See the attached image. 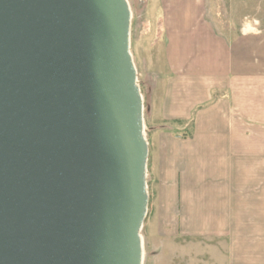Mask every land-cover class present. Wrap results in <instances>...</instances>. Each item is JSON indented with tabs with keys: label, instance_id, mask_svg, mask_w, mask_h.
<instances>
[{
	"label": "water",
	"instance_id": "95a60500",
	"mask_svg": "<svg viewBox=\"0 0 264 264\" xmlns=\"http://www.w3.org/2000/svg\"><path fill=\"white\" fill-rule=\"evenodd\" d=\"M127 0H0V264H142Z\"/></svg>",
	"mask_w": 264,
	"mask_h": 264
},
{
	"label": "crops",
	"instance_id": "0c3cea01",
	"mask_svg": "<svg viewBox=\"0 0 264 264\" xmlns=\"http://www.w3.org/2000/svg\"><path fill=\"white\" fill-rule=\"evenodd\" d=\"M162 5L159 115L192 119L193 135L156 134V207L165 221L225 234L228 264H264V23L219 26L203 0Z\"/></svg>",
	"mask_w": 264,
	"mask_h": 264
},
{
	"label": "rangeland",
	"instance_id": "374dc122",
	"mask_svg": "<svg viewBox=\"0 0 264 264\" xmlns=\"http://www.w3.org/2000/svg\"><path fill=\"white\" fill-rule=\"evenodd\" d=\"M127 1L131 9L130 52L143 97L144 134L149 147L146 172L149 202L140 231L143 246L142 264H228L229 240L225 234L204 231L199 228L200 224L192 228L190 224L176 219L165 221L163 218H167L166 209L156 207L155 186L158 168L155 136L160 130L169 129L166 126H172V131L183 137H191L193 121L167 124L159 115L166 78L162 0ZM203 1L209 18L219 26L229 28L228 26H234L235 23H241V20L245 23L255 18L264 23V0Z\"/></svg>",
	"mask_w": 264,
	"mask_h": 264
},
{
	"label": "trees",
	"instance_id": "16d2710c",
	"mask_svg": "<svg viewBox=\"0 0 264 264\" xmlns=\"http://www.w3.org/2000/svg\"><path fill=\"white\" fill-rule=\"evenodd\" d=\"M145 107H146V103H145ZM190 121L192 122L193 120L190 119ZM179 123H181V122H179ZM166 127H168V128L171 129V130H174V127H172V126H166Z\"/></svg>",
	"mask_w": 264,
	"mask_h": 264
}]
</instances>
